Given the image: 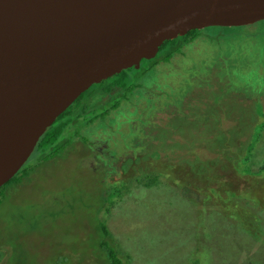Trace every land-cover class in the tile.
<instances>
[{
    "label": "rangeland",
    "instance_id": "374dc122",
    "mask_svg": "<svg viewBox=\"0 0 264 264\" xmlns=\"http://www.w3.org/2000/svg\"><path fill=\"white\" fill-rule=\"evenodd\" d=\"M247 44L252 50L246 49ZM228 46L221 39L186 46L183 56L174 55L171 66L158 67L156 72L160 79H167L177 68L176 62L187 64L196 60L194 84L196 79L208 77L209 68L214 69L219 83L213 81L212 89L217 94L209 96L206 93L209 89L198 91L200 88L196 89V85L186 80L189 91L184 93L182 102L178 100L179 106H163L147 98L142 101L143 108L134 109L127 102L124 106L127 111L138 110L135 115L130 112L131 121L124 122L130 118L120 113L124 110L121 107L116 109L118 113L111 111L110 117L117 114L122 122L117 120L111 125L104 118L92 128L94 133H108L105 135L114 138L112 146L120 154L123 149L119 140L126 142L127 149L131 148L124 161L132 177L138 178L145 166L147 172L159 175L158 182L146 189L135 183L133 197L126 194L121 201L111 199L114 202L107 212L106 225L130 254V264H188L190 255H196V246L207 252L205 257H200L204 264H258L253 260L255 254L249 258L247 254L251 247L264 246V204L261 202L264 194L254 196L256 200L238 192L242 197H229L221 192L198 194L208 183L230 191L248 187V178L234 173V159L244 153L249 135L258 127L254 123L264 119V77L261 75L264 37L243 39L236 48ZM230 49H235L233 52L243 66V69L241 65L237 68L240 70L237 74L232 68L236 79L230 78L233 73L229 66L214 63L218 57L222 58V52ZM202 59L207 60L206 65L201 64ZM167 71L170 73L165 74ZM223 75L227 78L221 81ZM149 79L148 75L146 80ZM169 79L176 89L184 81L176 76ZM220 84L227 87L221 89ZM144 92L152 95L156 91L152 88ZM144 107L154 114L139 127L143 124ZM91 113L87 114L88 119L94 114ZM94 115L101 118L99 114ZM80 127L81 123L76 124L66 134ZM216 137L218 142L229 137L228 143L217 144ZM133 148L135 152L131 151ZM40 155L35 149L19 176L0 192V264H54L60 257H63L62 263L70 264L73 258L82 260L87 256L83 242L87 241L88 234L89 242L91 236L97 241L96 223L87 215H98L100 198L108 192V185L105 184L107 189L99 188L88 163L78 155L69 154L60 164L43 162ZM250 158L247 169L255 172L264 161V128ZM19 178L23 180L17 182ZM188 181L201 184L198 188L189 186L190 195L184 189ZM139 186L142 189L138 190ZM222 199H226L225 203L219 201ZM233 203L235 207L248 209V213L251 209L259 213L256 217L261 222L252 224L251 236L240 233L238 221L227 216L233 210ZM257 232L258 237L252 236ZM126 244L133 246L134 251L128 250ZM76 247L79 255L74 252Z\"/></svg>",
    "mask_w": 264,
    "mask_h": 264
},
{
    "label": "water",
    "instance_id": "95a60500",
    "mask_svg": "<svg viewBox=\"0 0 264 264\" xmlns=\"http://www.w3.org/2000/svg\"><path fill=\"white\" fill-rule=\"evenodd\" d=\"M264 21V0H0V188L90 86L164 41Z\"/></svg>",
    "mask_w": 264,
    "mask_h": 264
},
{
    "label": "trees",
    "instance_id": "16d2710c",
    "mask_svg": "<svg viewBox=\"0 0 264 264\" xmlns=\"http://www.w3.org/2000/svg\"><path fill=\"white\" fill-rule=\"evenodd\" d=\"M256 36H260L261 38L264 37V21L243 27H208L201 30H192L183 36H178L175 39L164 41L159 47L155 57L149 60L142 59L138 68L130 67L124 69L120 73H117L116 75L107 78L100 83L90 86L46 129L34 148V150L36 149L40 151V157L43 162H54L60 164L69 154L78 155L81 161H86V163H88V167H90L94 173V179H98V187L104 190L107 189L105 184L108 185V192L102 193L101 195V208L98 212V215L93 214V217L92 215H87L89 220H93L96 223L97 241L93 240L91 236L89 242L88 234L87 241L83 242L84 248H86L85 253L87 256L82 260L73 258L70 264H130V254L120 245L119 241L115 238L114 234L106 225L107 212H109L110 206L114 202V200L111 199L118 198V200L121 201L123 195L126 194L130 197H133L132 192H134L135 183L143 186V189H146L158 182V173H150L149 171L147 172V166H145V168L142 170L143 172L140 173L138 178L135 176L132 177L130 175L126 161H124L127 159V152L131 148L127 149L125 146L126 142L124 140H119L121 143V148L123 149V153L120 154L119 150L114 149L112 146L114 138L112 140V138H110L108 135H105L108 133H99V131L94 133L92 131V128L96 122L100 124L99 121L103 120L104 118H106L107 122L111 125H114L117 120L118 122H122L123 119H121L117 114L110 117V112L112 111L113 113L117 111V108H124V106L127 105V102L132 103L134 109H137L138 107L143 108L144 103H142V101L147 98L157 100L159 105L166 106L168 104H173L175 106H179L180 103L178 100H181L182 102L184 93L189 91V89L185 87L186 80H188L189 83H193L192 85H196V89L200 88L198 91H202V89L206 88L209 89V91L206 92L209 96L217 94L215 90L212 89V85H214L213 81L215 83H219V79L214 76V69L212 70L209 68L208 77L202 78L201 80L196 79V84H194V78L196 77V60L187 64L176 62L177 68L174 70V72L166 77L167 79L161 78L163 80L156 76V72L159 69L158 67H165V69H167L169 66H171L174 55L183 56L185 53L183 49L184 47L196 45L198 42L205 43L207 41H219L221 39L229 44L228 47L236 48L243 39H252L256 38ZM246 49L248 51L252 50L251 45L247 44ZM230 50V52H222L220 56L222 58L219 59L218 57L217 61H214V63L215 66H229L233 73V75L230 74V78L236 79V74L240 72V70L237 68H239L241 65L243 69V66L239 57L235 52H233L235 49ZM168 63L170 64L167 65ZM205 63H207V60L202 59L201 64L206 65ZM253 66H256L255 62H253ZM232 68L235 69L236 74L233 72ZM168 73L170 72L167 71L165 74ZM148 75L150 76V79L146 80ZM261 75L264 77V73ZM173 76L184 79L182 86L178 89L175 88L169 79ZM190 77H192L193 80H190ZM226 78L227 76L223 75L221 81H224ZM192 85L190 84V87H192ZM223 85L224 84H220L221 89H223L222 87H227ZM152 88H154L156 91L152 95H147L144 92L150 91ZM260 92L262 93V91ZM197 94L200 95V92H197ZM171 97H173V100L170 99ZM144 109L146 111V107H144ZM151 110L154 109L151 108ZM137 111L138 110L127 111L124 108V110L120 111V113H125V116L130 118H125L124 122H126L131 121L130 112L135 115ZM89 112L99 114V117L101 118H97L93 114L88 119L87 114H89ZM118 112L119 111H117V113ZM147 112L148 111L145 112L143 124L139 127L144 126L148 122V118L151 117L150 114H154ZM138 116H135V119L138 118ZM80 123V128L74 130V132L66 134L68 129H71V127ZM254 125L258 126L256 131L249 135V139L245 144L244 153L234 159L233 164V170L234 173L237 172V176L241 177L243 175L248 178V187L244 190H240L242 191L240 192L236 191L237 189H235V191H230L225 189L226 187H220V185L218 187H213L210 185L211 183H208L206 187H203L202 193L198 192L199 195H204L207 193L208 195L219 194L221 192L227 193L229 197H242L236 193L238 192L242 195L249 194L250 198L248 199L256 200L254 196L258 195L259 193L264 194V161L255 172H250L247 169L248 166L246 165L247 161L251 159V152L255 142H257L261 136V131L264 128V119L261 122L254 123ZM106 129H110V127ZM256 132L258 134H255ZM215 140L217 144L224 145L225 143H228L229 137L223 138V141L221 142L217 141V137ZM131 151L135 152L136 148H133ZM154 154H156V157L159 156L158 152H154ZM118 160L120 161L119 164H117ZM22 167L12 179H10L0 188V192L5 186H9V183L14 181V179L19 176L20 172L23 171L24 167ZM254 178L259 180L254 182L252 181ZM22 180V178H19L17 182H21ZM182 184L183 182L181 185ZM184 184H189L184 185L186 193H191L189 186L193 185L198 188L201 185L200 183L192 181H188ZM139 189H142V187L139 186L138 190ZM198 194L196 193V195ZM188 195L190 194L188 193ZM219 201L225 203L226 199ZM261 202L264 204V201ZM69 204L70 198L66 202L67 208ZM104 204L105 208L103 207ZM86 205L88 206V204ZM231 207L233 210H230L231 213L229 215L227 214V216L233 218L235 221H238L240 225V233L243 232V234L251 236V231L253 230L252 224L255 221H257L259 224L261 222L259 218L256 217L259 213L257 214L256 212L252 211V209L251 211L249 210L250 212L248 213V209H242L243 206L235 207L234 203ZM258 235L259 233L257 232L252 236L256 238ZM125 246L131 252L134 251L133 246L129 244H126ZM194 251L196 255H190V262L188 264H204V259H201L200 257H205L207 252L200 251V247L198 246L195 247ZM74 252L76 255L80 254V251L77 249V247L74 249ZM251 254H255L253 260L255 258L256 263L264 264V246H261L260 248L251 247L250 253L247 254L248 256H246L249 258L251 257L249 256ZM62 261L63 257H60V259L54 264H65L62 263Z\"/></svg>",
    "mask_w": 264,
    "mask_h": 264
},
{
    "label": "bare ground",
    "instance_id": "6f19581e",
    "mask_svg": "<svg viewBox=\"0 0 264 264\" xmlns=\"http://www.w3.org/2000/svg\"><path fill=\"white\" fill-rule=\"evenodd\" d=\"M1 200V199H0Z\"/></svg>",
    "mask_w": 264,
    "mask_h": 264
}]
</instances>
